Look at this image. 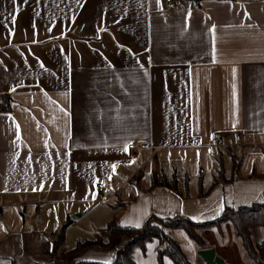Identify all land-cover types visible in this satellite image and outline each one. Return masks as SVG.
Returning a JSON list of instances; mask_svg holds the SVG:
<instances>
[{
    "label": "crops",
    "instance_id": "1",
    "mask_svg": "<svg viewBox=\"0 0 264 264\" xmlns=\"http://www.w3.org/2000/svg\"><path fill=\"white\" fill-rule=\"evenodd\" d=\"M173 1L0 0V264L109 263L125 237L61 259L57 232L69 249L111 218L205 221L263 200L264 0ZM161 176L185 195L150 187ZM156 243L134 262L157 264Z\"/></svg>",
    "mask_w": 264,
    "mask_h": 264
},
{
    "label": "trees",
    "instance_id": "2",
    "mask_svg": "<svg viewBox=\"0 0 264 264\" xmlns=\"http://www.w3.org/2000/svg\"><path fill=\"white\" fill-rule=\"evenodd\" d=\"M10 96L8 93L0 94V111L10 110ZM221 177V175L219 176ZM163 186L176 191L179 195L184 196L185 192L178 191L177 179L175 176L155 177L150 185ZM264 197V190H263ZM225 221H229L233 227L235 235L239 239V244L244 253V259L249 264H264V236L260 240L253 239L252 227H259L264 230V198L262 201H254L249 205H239L237 207L225 206L223 210L211 220L193 221L189 217L180 214H174L166 217H159L150 214L146 220L138 227L121 225L115 219H109L108 223L96 229L92 239L78 241L72 248H64V226L56 234L53 241V251L58 257L63 259L66 255L78 251L85 245L106 246L109 241L115 237H125L126 241L115 252L114 257L109 263L93 262L80 260L79 262L69 261V264H137L134 262L132 254L134 250H145V245L153 239L157 240L155 245V255L157 264H163V257L170 259L172 264H194L188 257V254L181 245V242L171 233L172 230L183 229L195 247L208 248L198 232L199 229L210 228L211 226L219 227ZM69 222V221H67Z\"/></svg>",
    "mask_w": 264,
    "mask_h": 264
},
{
    "label": "rangeland",
    "instance_id": "3",
    "mask_svg": "<svg viewBox=\"0 0 264 264\" xmlns=\"http://www.w3.org/2000/svg\"><path fill=\"white\" fill-rule=\"evenodd\" d=\"M177 229L183 231V229ZM198 232L207 245L215 246L216 253L226 264H249L244 259V253L239 244V239L235 235L229 221H225L219 227L211 226L210 228L199 229ZM193 246H195L194 243ZM196 255H198L197 252Z\"/></svg>",
    "mask_w": 264,
    "mask_h": 264
},
{
    "label": "built area",
    "instance_id": "4",
    "mask_svg": "<svg viewBox=\"0 0 264 264\" xmlns=\"http://www.w3.org/2000/svg\"><path fill=\"white\" fill-rule=\"evenodd\" d=\"M166 2V8H173L175 6V1L173 0H165ZM210 138L211 139H215V140H220V136L218 133H216L215 131H212L210 133ZM221 142V140H220ZM140 145H145V144H140ZM129 148H134L135 145L133 144H129L128 145ZM114 179V178H112ZM96 190H97V199L101 202H106L107 200V196L108 194H112L113 191H112V187H111V184H110V181L107 179H101L99 180L96 185Z\"/></svg>",
    "mask_w": 264,
    "mask_h": 264
},
{
    "label": "water",
    "instance_id": "5",
    "mask_svg": "<svg viewBox=\"0 0 264 264\" xmlns=\"http://www.w3.org/2000/svg\"><path fill=\"white\" fill-rule=\"evenodd\" d=\"M197 254L206 264H226L225 261L216 254L213 246L208 248H199L197 249Z\"/></svg>",
    "mask_w": 264,
    "mask_h": 264
}]
</instances>
